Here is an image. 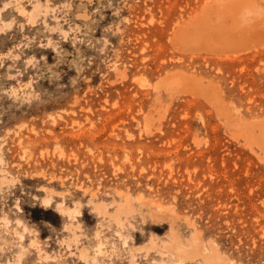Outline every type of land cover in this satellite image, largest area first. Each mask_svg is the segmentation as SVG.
Wrapping results in <instances>:
<instances>
[{
  "label": "rangeland",
  "instance_id": "374dc122",
  "mask_svg": "<svg viewBox=\"0 0 264 264\" xmlns=\"http://www.w3.org/2000/svg\"><path fill=\"white\" fill-rule=\"evenodd\" d=\"M261 33L264 0H0V264H264Z\"/></svg>",
  "mask_w": 264,
  "mask_h": 264
},
{
  "label": "bare ground",
  "instance_id": "6f19581e",
  "mask_svg": "<svg viewBox=\"0 0 264 264\" xmlns=\"http://www.w3.org/2000/svg\"><path fill=\"white\" fill-rule=\"evenodd\" d=\"M235 9V8H234ZM239 12V11H238ZM237 14V13H236ZM235 23V22H234ZM238 23V22H237ZM202 24H203V22H202ZM215 28V27H214ZM260 28V27H259ZM195 29L196 30H199V29H201V32H211L212 31V28L210 27V26H208V25H201V24H199V25H197L196 27H195ZM219 29H220V27H219ZM218 29V30H219ZM235 29V28H234ZM242 29V28H241ZM240 30V29H239ZM244 30V29H243ZM226 31V30H225ZM216 32H217V30H216ZM215 32V33H216ZM245 32H246V30H245ZM195 33V32H194ZM237 33V32H236ZM238 33H240V31L238 32ZM238 33H237V37H238ZM200 34V33H199ZM199 34H197V32L195 33V34H193V35H189L188 37L186 36V37H181V38H179V40H181V41H178V42H183V43H190V42H194L195 41V43H196V41H197V39H199ZM219 33H217V35H218ZM226 34V33H225ZM224 34V35H225ZM241 34H243V33H241ZM201 35V34H200ZM203 35H207V34H203ZM203 35H201V36H203ZM223 35V36H224ZM263 34L261 33V37H264V36H262ZM208 37H209V35H207ZM206 36V37H207ZM219 36V35H218ZM228 35L226 34V38H224L223 37V40L224 41H222V42H225V44H224V46L223 47H221V48H219V49H214V48H211V47H209V48H204L205 50H209V51H211V52H232V53H237V52H241L242 50H244L245 49V51H246V48L247 47H250L251 46V44L250 43H252V44H254L253 46L255 47V46H257L255 43H258V42H256V40H254L253 38L255 37H260V35H257V36H254V37H249L248 38V43H246V39H247V37H245V36H247L246 34H245V44H246V48H243V47H241L242 45L243 46H245V44H244V42H243V44L241 45V46H236L234 43H233V41H232V38H229V37H227ZM242 36V35H241ZM220 37V36H219ZM175 38V37H174ZM205 38V37H204ZM216 38H218V37H216ZM241 38V37H240ZM239 38V39H240ZM250 38H252V40H253V42H249V41H251V39ZM178 39V38H177ZM220 39H222V36H221V38ZM243 39V37L241 38V40ZM260 39V38H259ZM263 39V38H262ZM199 41H200V39H199ZM199 41L197 42V44L199 43ZM220 41V40H219ZM261 41H263V40H261ZM260 40H259V43L261 42ZM240 42V41H239ZM264 42V41H263ZM263 42H262V44H263ZM236 43V42H235ZM192 44V43H191ZM200 44V43H199ZM220 44H221V41H220ZM250 44V45H249ZM261 44V43H260ZM182 46H183V44H181ZM185 45V44H184ZM238 45V44H237ZM248 45V46H247ZM199 46H201V45H199ZM221 45H219V47H220ZM252 46V47H253ZM218 48V47H217ZM247 50H248V48H247ZM187 80H189V79H186V80H184V82L185 83H187ZM178 82H179V84H180V86L182 87L183 86V81H180V80H178ZM184 83V84H185ZM188 84V85H187ZM187 84H185V86L187 85V86H190L191 87V85L190 84H192L193 85V83H187ZM184 87V86H183ZM182 87V88H183ZM193 87V86H192ZM189 88V87H188ZM183 90H187L188 92L189 91H191V92H194V91H196V90H194L193 91V88H189V89H186V87H185V89H183ZM261 144H260V148H261V150L264 152V136H263V139H262V142H260ZM176 240L177 241H179V239H177L176 238ZM101 247V246H100ZM181 248V247H180ZM198 248H200V247H198ZM99 251H100V249H99ZM179 251H181V249H179ZM199 251H201V248L200 249H195V251H192L190 254H188V255H195L197 252H199ZM210 254H206V257H210V258H213L215 261H216V263L220 260L219 259V255L216 253V252H209ZM209 255V256H208Z\"/></svg>",
  "mask_w": 264,
  "mask_h": 264
}]
</instances>
